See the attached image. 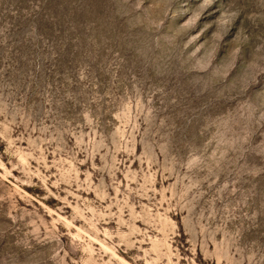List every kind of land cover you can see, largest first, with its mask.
Segmentation results:
<instances>
[{
    "label": "rangeland",
    "instance_id": "obj_1",
    "mask_svg": "<svg viewBox=\"0 0 264 264\" xmlns=\"http://www.w3.org/2000/svg\"><path fill=\"white\" fill-rule=\"evenodd\" d=\"M0 264H264V0H0Z\"/></svg>",
    "mask_w": 264,
    "mask_h": 264
}]
</instances>
